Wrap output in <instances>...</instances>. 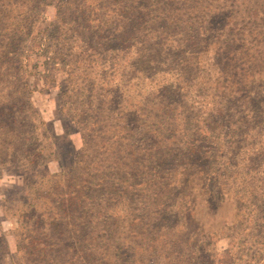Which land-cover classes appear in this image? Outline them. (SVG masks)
Masks as SVG:
<instances>
[{"label": "trees", "instance_id": "obj_1", "mask_svg": "<svg viewBox=\"0 0 264 264\" xmlns=\"http://www.w3.org/2000/svg\"><path fill=\"white\" fill-rule=\"evenodd\" d=\"M17 2L0 0V165L23 166L31 183L26 209L18 215L15 264H127L123 262L125 256L131 259L130 264L149 260L156 264V258L172 264L173 260L189 264H201L202 258L208 261L213 233L205 234L196 218L197 197L222 198L223 184L218 178L207 182L209 155L177 135L180 119L165 108L161 114H87L78 121L83 125V145L72 154L71 163L60 166L56 173L43 171L47 162L57 159L53 146L59 137L42 144L33 134L38 129L36 123L41 128L44 122L30 99V56L22 50L28 38L21 34L32 23L19 17ZM157 3L62 0L57 11L59 22L51 24L52 30H57V48L47 46L51 58L63 64L60 54L69 50V78L92 85L88 61L78 52L80 47L83 50L78 45L80 39L92 40L79 32L80 24L89 36L108 34L115 41V72H119L120 52L128 47L136 51L135 59L146 69L134 72V66L126 61L121 73H115L119 77L130 71L132 79L140 84L154 83L155 74L164 70L166 78L170 75L168 67L175 65L169 59L178 50H174L167 30L162 34L147 30L153 10L154 23L158 19L168 28L182 18L172 10V4L188 6L197 15L220 13L213 10L210 0ZM259 4L264 8V0ZM72 36L70 42L68 37ZM145 44L153 48L149 55L143 51ZM238 44L240 51L226 55L225 69L212 83L214 91H221L225 98H234V88L250 84L252 75L241 77L244 69L235 70L237 61L243 60V64L258 56L252 48L243 49L240 41ZM106 49L111 51V47ZM163 66L167 68L152 72ZM175 70L170 75L173 82L166 83L173 89V95L167 94L171 98L180 97V90L190 79L180 75L178 66ZM185 72L198 69L185 68ZM114 90L117 97L122 96L118 88ZM101 110L95 107V112ZM141 115L149 123L148 139L157 142L154 147L140 145L145 143V134H140L139 144L131 143L140 130ZM230 264H236L234 257Z\"/></svg>", "mask_w": 264, "mask_h": 264}, {"label": "rangeland", "instance_id": "obj_2", "mask_svg": "<svg viewBox=\"0 0 264 264\" xmlns=\"http://www.w3.org/2000/svg\"><path fill=\"white\" fill-rule=\"evenodd\" d=\"M148 1L154 2L153 6L158 4V0ZM261 1L210 0L219 15H197L188 6L172 4V10L182 18L170 28L158 19L154 23L153 10L146 22L147 30L150 34L167 30L175 44L174 50H178L169 59L175 63L168 67L170 75L178 66L180 75L190 78L180 90V97L171 98L167 94L173 95V89L166 83L173 79L170 75L165 78L164 70L155 74L154 83L140 84L132 79L130 71H126L124 78L119 77L115 73H121L126 61L134 66V72L146 69L135 59L136 51L130 47L121 51L117 60L119 72H115V41L108 34L89 36L80 24L77 25L79 32L92 40L78 42L83 47L78 52L89 64L87 72L92 85L77 78L74 82L69 78L72 68L67 64L69 50L60 54L63 66L55 63L47 49L49 45L57 48V30H52L51 24L59 22L57 11L62 0L33 3L18 0L19 17L32 23L21 34L28 38L22 50L30 56V99L37 116L44 122L41 128L36 123L38 129L33 134L42 144L59 137L53 146L57 159L47 162L43 171L56 173L60 166L71 163L72 154L83 145L80 131L83 125L78 121L84 120L87 114H161L165 108L180 119L177 135L209 155L207 182L218 178L223 184L222 198L197 197L196 218L205 234L213 233L208 248L212 256L208 261L202 258L200 263L230 264L234 257L236 264H264V8L259 4ZM68 38L73 42V36ZM238 41L243 49L252 48L259 58L254 56L243 64H240L243 60L237 61L235 70L244 69L246 73H240L245 79L251 74L250 84L234 88V98H225L221 91H214L212 83L225 69L226 55L240 51ZM106 47H111V51ZM151 50L150 44L144 45L146 55ZM162 68L167 66L152 72ZM185 68L198 69V72L187 73ZM115 87L122 96L115 95ZM98 106L102 110L95 112ZM138 118L140 130L131 143L139 144L140 134H145V143L140 145L156 146L157 142L148 139L149 123L142 115ZM106 119L109 120L108 116ZM22 168L13 163L0 165V264H15L18 215L26 209L27 190L31 186L29 175ZM130 260L125 256L123 262L130 264ZM142 264H155V261ZM156 264L172 263L156 258Z\"/></svg>", "mask_w": 264, "mask_h": 264}]
</instances>
